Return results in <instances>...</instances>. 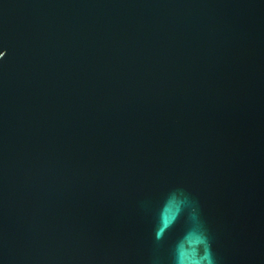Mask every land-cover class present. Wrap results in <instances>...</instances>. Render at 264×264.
<instances>
[{
	"label": "water",
	"instance_id": "95a60500",
	"mask_svg": "<svg viewBox=\"0 0 264 264\" xmlns=\"http://www.w3.org/2000/svg\"><path fill=\"white\" fill-rule=\"evenodd\" d=\"M203 232L264 264V0H0V264H174Z\"/></svg>",
	"mask_w": 264,
	"mask_h": 264
},
{
	"label": "clouds",
	"instance_id": "9594fccd",
	"mask_svg": "<svg viewBox=\"0 0 264 264\" xmlns=\"http://www.w3.org/2000/svg\"><path fill=\"white\" fill-rule=\"evenodd\" d=\"M159 237V232L157 233ZM199 245L191 254H186L182 249L174 253V264H215L211 253V245L205 232H203Z\"/></svg>",
	"mask_w": 264,
	"mask_h": 264
}]
</instances>
